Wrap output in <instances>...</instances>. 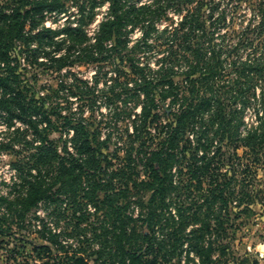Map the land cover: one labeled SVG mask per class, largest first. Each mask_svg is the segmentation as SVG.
<instances>
[{"label":"trees","instance_id":"obj_1","mask_svg":"<svg viewBox=\"0 0 264 264\" xmlns=\"http://www.w3.org/2000/svg\"><path fill=\"white\" fill-rule=\"evenodd\" d=\"M228 1L0 0V113L12 135L0 147L21 155L12 162L18 174L14 199L0 196V247L9 242L7 237L22 240L12 224L22 228L28 210L59 195L79 204L82 195L115 214L117 264H169L185 240L198 257L195 264H258V258L236 253L230 229L236 219L254 213V204L264 205V179L259 176L264 167V0L254 5L259 22L223 29ZM238 4L230 5L231 10ZM104 6L97 31L90 35L87 25ZM50 12L63 14L62 28L45 25ZM136 30L140 33L134 37ZM56 37L62 38L60 45L67 44L52 59L51 66L59 69L93 57L85 44L89 38L103 49L107 38H118L119 65L127 56L131 69L123 71L130 81L120 84L133 81L134 89L145 95L132 140L140 144L136 148L132 142L126 164L113 171L104 152L109 139L91 131L83 115H61L65 120L58 124L51 117L54 110L45 108V98L40 103L26 79L13 69L6 71L14 68V38L32 49V41ZM127 38H142L135 46L142 49L159 46L149 38H163L171 52L156 67L141 64L123 53ZM176 45L184 49L182 57ZM183 61L184 82L174 77ZM250 106L255 107L252 122L246 118ZM160 108L168 118L153 132ZM55 131L59 137L52 136ZM132 198L141 207L137 217L128 212ZM170 203L177 204V214L166 216ZM39 232L47 242H33V256L17 264H32L36 257L40 261L34 264H91L76 252L55 254V234ZM11 257L17 260L15 254Z\"/></svg>","mask_w":264,"mask_h":264},{"label":"rangeland","instance_id":"obj_2","mask_svg":"<svg viewBox=\"0 0 264 264\" xmlns=\"http://www.w3.org/2000/svg\"><path fill=\"white\" fill-rule=\"evenodd\" d=\"M258 1L229 0L228 4L223 2L222 7L224 4L228 5V19L226 20L228 24L222 25V28L229 29L232 26L241 28L247 24L259 22V17L256 16L258 12L254 11V5ZM237 2L239 4L236 9L231 10L230 5ZM106 9L107 7L104 6L96 10L98 15H96L95 21L87 25L90 35L96 33L97 25ZM63 20V14L56 15L50 12L44 23L46 26L62 28ZM139 33V30H136L134 37ZM58 37L45 38L43 43L34 40L31 43L32 49H28L21 38H14L10 45L14 68L5 66L6 71L13 69L22 79H26L33 87L31 92H34L40 103L41 98H45V108L49 112L54 110L51 117L58 124H62V121L65 120L61 115H83L91 131L97 130L99 138L109 139L108 148H104L105 146L103 148L104 152L108 154V159L112 161V164L109 163V170L113 171L126 164L127 150L134 139V121L138 119L136 113L141 112V104L145 95L141 90L134 89L133 81L124 87L120 84L126 79L130 81L127 74L131 69L127 56L123 66L119 65L122 61L120 53L116 51V48H120L118 38H107L104 42L105 49L94 47L93 43L96 38H89L85 44H88L89 49L94 52L93 57L59 69V67L51 66L52 59L63 54L67 44L64 42L60 45L58 41L62 38ZM138 39L142 38H127L126 49L123 53H131L141 64L150 63L156 67L158 59L171 52L169 44H163V38H149L153 40V43L159 45L152 46L150 49L135 48ZM155 39L158 41L156 42ZM214 39L220 41L222 38ZM229 40H233V38H229ZM175 48L179 56L182 57L185 54L183 48L178 45ZM244 54L245 52L242 53V57ZM181 63L174 77L184 82L186 78L184 72L187 66L186 62ZM261 88V85H258L259 93ZM156 98L158 101L160 100L158 92H156ZM155 112L158 113L159 118L150 127L153 132L156 131L157 125L163 124L168 118L164 109L160 108ZM254 116L255 107L250 106L246 112L248 122H252ZM4 118L3 113H0V145L1 142L8 141L12 137ZM21 122L17 119L16 123L18 125ZM52 136L59 137L60 132L55 131ZM133 144L137 148L140 141L136 140ZM136 148L133 149L134 154L137 151ZM241 151L242 149L239 152L241 153ZM19 157L21 155L18 156L10 149L0 147V196L14 199L16 195L13 184L16 177L18 178V174L16 167L12 166V162ZM106 160L104 163L108 165ZM138 167L141 169V165ZM259 176L264 179V167L259 170ZM113 179L115 183L119 182V179ZM100 191V198H102L104 192ZM81 196H78L79 204H75L66 195H59V199L54 202H42L32 210H28L24 216L22 228L16 223L12 224L13 231L20 235L22 240L7 237L9 242H5L3 247H0V264L23 263L26 256L31 258V255L33 256L32 243L35 241L47 242L39 232L43 229L49 236L55 234L52 235L54 242L51 243L55 254L68 250L70 253L76 252L86 256L91 264H117L119 260L118 245L115 242L117 233L112 224L115 214L107 213L101 202L91 201ZM148 198L149 193H146L145 199L148 200ZM134 199L132 198L128 212L137 217L141 207L134 202ZM168 207L166 216L177 214L176 203H170ZM254 210L251 215H243L236 219L235 225L230 229L233 234L231 243L237 254L258 258V264H264V205L257 202L254 204ZM82 215H84L83 218ZM163 219L165 218L163 217ZM11 220L12 218L8 219V221ZM192 226L191 224L186 228L185 236ZM172 227L170 226L171 229ZM157 232L162 235L163 230L157 227ZM11 254H15L17 260L11 257ZM197 260L198 257L195 253L189 250L188 240H185L182 252L172 260L173 263L169 264H195ZM31 261L34 264L40 260L36 257Z\"/></svg>","mask_w":264,"mask_h":264}]
</instances>
